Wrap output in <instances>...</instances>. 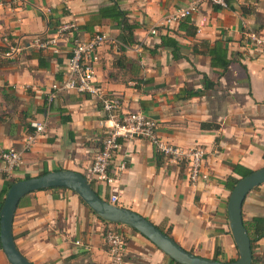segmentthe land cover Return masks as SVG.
<instances>
[{
    "label": "crops",
    "instance_id": "0c3cea01",
    "mask_svg": "<svg viewBox=\"0 0 264 264\" xmlns=\"http://www.w3.org/2000/svg\"><path fill=\"white\" fill-rule=\"evenodd\" d=\"M10 1L0 0V154L16 150L22 163L13 178L0 171V211L12 180L69 170L83 174L102 199L116 195L117 206L143 216L183 249L237 260L228 217L230 179L243 178L234 166L264 167V49L247 42L253 31L264 38V0H227V8L204 3L171 25L165 21L192 0H25L12 7ZM115 8L136 27V44L123 40ZM68 26L76 33L62 30ZM99 34L109 38L95 66L100 89L120 100V115L141 112L155 119L163 142L183 151L202 147L207 180L191 182L185 162L160 160L143 138L122 141L111 183L93 179L89 170L106 135L100 99L72 91L56 93L52 102L49 97L52 86L67 77L74 39ZM35 37L56 44L29 48ZM163 37L176 41L177 50L161 46ZM14 44L27 49L13 61L4 51ZM216 47L231 61L228 68L212 64ZM205 77L214 87L205 86ZM42 121L46 132L27 148L35 134L32 123ZM242 214L257 237L264 223V184L248 194ZM106 222L73 191L46 189L22 200L13 235L34 264H108V229L126 241L125 264H177L132 228ZM252 250L253 263L264 264V237ZM0 264H10L2 249Z\"/></svg>",
    "mask_w": 264,
    "mask_h": 264
},
{
    "label": "built area",
    "instance_id": "2783aa9c",
    "mask_svg": "<svg viewBox=\"0 0 264 264\" xmlns=\"http://www.w3.org/2000/svg\"><path fill=\"white\" fill-rule=\"evenodd\" d=\"M25 0H11L9 6L23 4ZM209 3L211 5L227 8V0H192L191 3L184 8L178 9L166 21V25L179 22L189 18L196 13L202 4ZM74 26L63 28L64 31H70ZM152 33L157 34L156 30ZM109 41V38L103 34L94 36L88 41L75 40L71 50V56L67 66V77L60 83L52 86V93L49 101H53L56 93L64 91H72L80 95H88L98 97L106 115L104 125L106 127V135L102 142V148L99 150L91 165L90 173L94 180L99 182L113 181V177L108 172L113 165V160L121 148V142L133 138H143L149 140L156 150L174 163L185 162L189 168V177L191 182L196 183L201 180H207L208 175L203 171V162L206 151L196 146L189 151H183L173 145L163 142L158 136V123L155 119L144 113H129L120 115L121 102L115 96L106 95L99 87L96 76V63L99 60V48ZM8 42V40H7ZM247 42L259 49H264V38L255 31L247 34ZM56 44V39H41L35 37L32 39L29 48L35 50H46ZM26 47L19 44L10 46L6 57L10 60H16L19 53ZM27 49V48H26ZM35 134L28 141L27 148L31 147L37 137L43 135L47 130V122H33ZM0 161L3 163L4 175L8 178L14 177V171L20 167L22 163V154L16 150L8 149L0 154ZM111 173V172H110ZM109 203L117 205L118 197L112 195L108 200ZM105 241L109 247L110 260L108 264H125V255L127 245L124 237L113 229H108L105 233Z\"/></svg>",
    "mask_w": 264,
    "mask_h": 264
},
{
    "label": "water",
    "instance_id": "95a60500",
    "mask_svg": "<svg viewBox=\"0 0 264 264\" xmlns=\"http://www.w3.org/2000/svg\"><path fill=\"white\" fill-rule=\"evenodd\" d=\"M264 184V167L242 178L233 189L228 203L231 232L239 250L235 261H218L197 256L183 249L175 240L149 220L131 210L102 199L81 173L61 170L15 182L8 190L0 211V242L10 264H34L23 256L13 235V223L21 201L31 193L66 188L76 193L104 221L125 225L150 240L177 264H253L252 243L243 220V204L248 194Z\"/></svg>",
    "mask_w": 264,
    "mask_h": 264
},
{
    "label": "trees",
    "instance_id": "16d2710c",
    "mask_svg": "<svg viewBox=\"0 0 264 264\" xmlns=\"http://www.w3.org/2000/svg\"><path fill=\"white\" fill-rule=\"evenodd\" d=\"M115 11V18L119 24V26L121 27L122 29V38L123 40L127 43V44H130V45H133V44H136V41L134 40V34H133V30L136 28L135 26H131L128 24L127 22V19H126V13L122 12L120 9L118 8H115L113 9ZM76 30L77 28L74 27L72 29H70L71 32H74L76 33ZM76 37V36H75ZM78 38H75L74 40H77ZM8 40H11V38L9 37ZM161 46H172L175 50H177L178 48V43L176 41H174L173 39H170V38H167V37H163L162 38V43H161ZM10 49V46H6L5 47V52H8V50ZM222 48L220 47H216V48H213L211 50V53L213 54V61H212V64L213 65H222L224 67V69L228 68L229 65L231 64V61L229 60H226V56L225 54H221L220 52H217V51H221ZM178 57V55L176 56ZM204 83H205V86H207V88H212L214 87V84L212 82H210L207 77L204 78ZM193 96L192 94H188V97H191ZM122 143V141H120ZM158 156L160 158V160H162L164 158V156L160 153H158ZM234 170L235 171H239L242 173V177L245 178L251 174H253L254 171L252 170H248V169H244V168H241L240 166H234ZM47 172L43 173V174H46ZM108 174L110 175V170L108 172ZM21 179H16V180H12L11 182H9L7 184V188L5 189L4 191V194H6L9 190V188L17 181H19ZM231 183H232V186H231V191H233V189L235 188V186L237 185V183L240 181V180H237V179H230ZM228 183V182H227ZM61 189V188H60ZM84 202V201H83ZM22 203V201H21ZM20 203V204H21ZM3 204V202H2ZM106 222V221H105ZM260 222V221H259ZM108 224H111L110 222H106ZM262 223V222H261ZM259 224L262 225V224ZM113 224V223H112ZM245 227L248 231V234L250 236V239H251V243H252V249H253V245L255 243V241L258 239V238H262L264 237V223H263V228L260 226L256 229V235L257 237H253L251 232H250V227L248 226V224H245ZM164 232V231H163ZM168 236L169 234L166 233ZM0 249H2V245H1V242H0ZM173 261V260H172ZM175 262V261H174ZM255 264V263H253Z\"/></svg>",
    "mask_w": 264,
    "mask_h": 264
}]
</instances>
